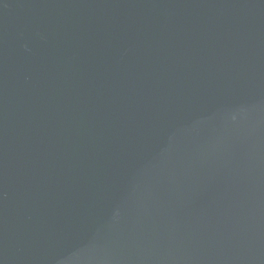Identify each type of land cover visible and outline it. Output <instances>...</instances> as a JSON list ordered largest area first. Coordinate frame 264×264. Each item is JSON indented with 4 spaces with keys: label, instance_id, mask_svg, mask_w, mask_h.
Wrapping results in <instances>:
<instances>
[{
    "label": "water",
    "instance_id": "water-1",
    "mask_svg": "<svg viewBox=\"0 0 264 264\" xmlns=\"http://www.w3.org/2000/svg\"><path fill=\"white\" fill-rule=\"evenodd\" d=\"M0 264H264V0H0Z\"/></svg>",
    "mask_w": 264,
    "mask_h": 264
}]
</instances>
